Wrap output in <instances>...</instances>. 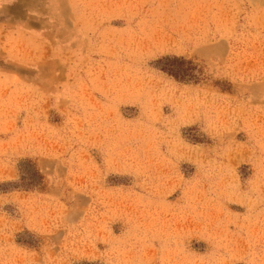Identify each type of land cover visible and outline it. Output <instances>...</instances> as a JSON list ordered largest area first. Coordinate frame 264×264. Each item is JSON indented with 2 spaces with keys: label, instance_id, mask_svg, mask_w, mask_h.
<instances>
[{
  "label": "rangeland",
  "instance_id": "374dc122",
  "mask_svg": "<svg viewBox=\"0 0 264 264\" xmlns=\"http://www.w3.org/2000/svg\"><path fill=\"white\" fill-rule=\"evenodd\" d=\"M0 264H264V0H0Z\"/></svg>",
  "mask_w": 264,
  "mask_h": 264
}]
</instances>
